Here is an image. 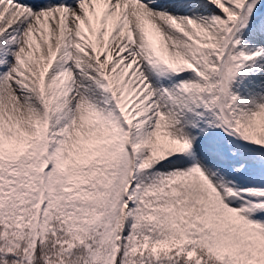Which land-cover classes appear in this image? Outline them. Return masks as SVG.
Segmentation results:
<instances>
[{
    "label": "snow or ice",
    "instance_id": "1",
    "mask_svg": "<svg viewBox=\"0 0 264 264\" xmlns=\"http://www.w3.org/2000/svg\"><path fill=\"white\" fill-rule=\"evenodd\" d=\"M208 4L0 0V264H264V188L178 155L208 113L264 146V93L232 91L260 0Z\"/></svg>",
    "mask_w": 264,
    "mask_h": 264
},
{
    "label": "rangeland",
    "instance_id": "2",
    "mask_svg": "<svg viewBox=\"0 0 264 264\" xmlns=\"http://www.w3.org/2000/svg\"><path fill=\"white\" fill-rule=\"evenodd\" d=\"M259 77L263 80L264 70L260 72ZM235 80L232 82L233 92L237 93L240 96V98H243L244 96L247 95L250 96L252 95L253 92L252 89L250 90L247 89L245 92L243 90L242 91L236 90ZM199 123H200L199 126H201L203 130L205 131L211 130V132L214 133V138L218 140L219 150L220 149L221 150L223 149V151L226 150L224 152L225 153L228 152L230 154L229 156L231 159H233L232 161L234 163H238V164L239 162L242 163L245 162L246 164L249 163L251 168L255 169L256 174L258 176L264 174V146L253 145L250 141L243 140L242 137H239V135L235 134L233 131L226 130L227 127H225L211 113H208L204 117H202L199 120ZM193 150L194 149L189 150V152L191 153L189 159L183 158L181 159L182 160L181 162L188 166H191L193 164H200V166L206 171V174L209 175L210 168L201 159H199V156L195 154L194 152L195 150L194 151ZM239 165L235 169L236 172L232 174L230 181L226 183L227 185L225 187L234 186L236 189H243L248 187L264 188V181L259 180L258 176H256V178L254 177L243 178L240 173H237L239 167L246 169V167H243L241 164ZM167 167L168 165H163L161 166V170ZM156 170L157 169L154 168L151 170H144L143 173H138L136 175V180L134 182H139L140 180H144L145 182H147L151 177L152 173L155 172ZM213 184L216 185L214 182ZM243 196L246 198L251 197V193H243ZM237 198L239 199V197Z\"/></svg>",
    "mask_w": 264,
    "mask_h": 264
},
{
    "label": "bare ground",
    "instance_id": "3",
    "mask_svg": "<svg viewBox=\"0 0 264 264\" xmlns=\"http://www.w3.org/2000/svg\"><path fill=\"white\" fill-rule=\"evenodd\" d=\"M188 2L187 0L183 3ZM170 11H174L175 13L179 15H186L185 10L186 6H180L178 1H174L173 4H167ZM189 7L191 8V11L189 13V16H196L197 14H202L204 12H207L209 10V7H204L202 3L198 2H192L189 4ZM184 12V14H182ZM178 76V74H177ZM178 78H182L178 76ZM185 78V77H184ZM245 82L247 84L243 86L242 88L246 87H254L256 88V92L254 95H248L247 99H251L252 97H255L257 100L260 99V94L264 93V81L259 82L258 79L254 76H252L250 79L246 77ZM243 82V83H245ZM249 91V90H248ZM247 91V92H248ZM99 92V90H98ZM110 95V93L106 94ZM98 99L103 101V97L98 96ZM114 100L112 101V104H114ZM199 121L197 127L193 128L192 136L194 137V143H193V151L195 154L199 156V159H201L210 169H209V176L212 179V181L219 187L221 184L226 186L225 181H229L232 174L234 173L233 168H237L238 166L234 165L232 159L223 151L219 150L218 146V140L214 138V133L211 132V130H203L201 126H199ZM193 152V153H194ZM181 159H189L191 156L190 152L178 154ZM182 161V160H181ZM238 164V163H235ZM239 164H243V167H246V169L241 167V172L243 176L246 178H251L256 176L254 175L256 173L254 168H251L250 164H245L244 162H239ZM249 168V169H248ZM246 173V174H245ZM245 174V175H244ZM260 180V178H258Z\"/></svg>",
    "mask_w": 264,
    "mask_h": 264
}]
</instances>
